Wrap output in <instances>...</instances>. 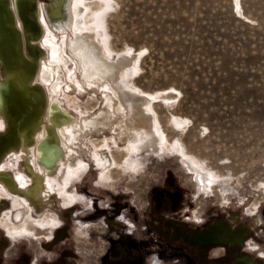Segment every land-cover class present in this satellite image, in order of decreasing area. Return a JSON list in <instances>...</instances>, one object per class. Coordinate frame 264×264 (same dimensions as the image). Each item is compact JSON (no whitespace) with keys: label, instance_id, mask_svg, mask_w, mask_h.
<instances>
[{"label":"rangeland","instance_id":"374dc122","mask_svg":"<svg viewBox=\"0 0 264 264\" xmlns=\"http://www.w3.org/2000/svg\"><path fill=\"white\" fill-rule=\"evenodd\" d=\"M103 3L106 7L94 17V24L98 22L97 32L106 38L108 57L136 60L135 73L123 81L130 89L176 96L167 103L157 101L166 107L167 112L157 110L167 139L170 130L178 135L168 143L180 144L196 166L215 177L200 190L194 171L172 149L148 148L136 155L137 166H118L113 155L120 148L111 140L104 169L93 155L102 157L96 142L111 134L94 133L82 142L84 152L76 148L66 166L48 177L46 209L31 208L0 183V264H20L24 257L29 264H233L235 257L264 264V0ZM30 16L36 21L37 36L24 46L26 56L45 51L39 43L44 15L40 9L38 16L34 12ZM15 20L19 29L21 22ZM48 33L60 46L63 79L59 93L50 96L51 103L56 100L73 118L93 116L101 109L103 90L84 82L83 88L77 86L82 77L65 44L72 31L48 27ZM65 34L70 35L64 38ZM40 56V62L48 61L46 53ZM172 108L182 119L180 127L172 122ZM48 115L49 110L44 123ZM4 129L0 117V132ZM35 142L7 152L0 169L26 179L21 153L31 149L34 154ZM79 161L85 169L63 187V173L67 177ZM71 186L76 199L67 203ZM176 195L181 200L171 210L169 196ZM217 219L229 228L244 224L247 238L234 247L189 252H156L153 247L158 232L169 241L175 232L191 234ZM137 242L139 247L134 248Z\"/></svg>","mask_w":264,"mask_h":264},{"label":"bare ground","instance_id":"6f19581e","mask_svg":"<svg viewBox=\"0 0 264 264\" xmlns=\"http://www.w3.org/2000/svg\"><path fill=\"white\" fill-rule=\"evenodd\" d=\"M103 1L107 3V0H68L65 8L63 5L61 6L64 1H59L61 12H64L65 9L67 11V22L62 21V19L48 22L44 17L45 19L42 21L44 23L43 27L45 26V28L42 27L43 35L41 34L42 37L39 43L45 51H34L32 56H26L24 54L26 51H24L23 55L21 53L20 56L17 55V65L12 63V51L10 47V44L16 46L17 38L9 28V23L5 18L6 12L4 5L0 3V60L5 65L6 78L18 81L21 85L18 89L19 94L16 96L18 99L17 104L20 107L17 106L14 112V117L17 118H12L15 122L16 129L25 121L20 111L22 113L24 109L29 110L30 105H32V102L30 104L27 101L28 91L32 92L35 102V106L34 103L32 106L33 117H36V114L40 112L39 109L43 107V103L40 102L42 92L46 98L44 113L40 119L37 120V117L32 121L35 124L31 130L29 129L30 132L25 134L28 132L27 128L25 127L26 129L24 128L20 131V127L19 132L13 134V136L20 134V141L27 142L29 146L31 141L37 142L34 154L31 149H27L26 152L24 151L25 154L21 153V159L24 161L23 163L27 173L25 176L26 179L22 176H19V178H14L13 175L6 176L3 169L0 170V182L9 192L20 195L28 206L32 205L31 208L36 209L39 207L41 210L46 209V202L43 197L47 196L48 191L46 186L48 177L53 178L57 175V168L65 165L67 161L69 162L73 158L74 153H77L76 148L79 149L80 153H82V150L84 152L82 142L94 133L103 136H106V132L111 134V136L105 137L100 142H96L102 152V157L93 155V157H96V163L104 169H106L104 165L107 163V155L104 152L105 150L111 149L107 143L108 140H111L117 145V148H120L118 155H113L115 163L117 162L118 166H131L133 164V167L137 166V162L135 161L136 155L147 151L148 148L153 151L172 149L181 155L185 162L188 163L189 168L191 167L194 171L196 183L200 190H206L215 177L211 171H202V169L196 166L197 162L191 158L190 154H186L180 144L168 143L173 138H177L178 135L173 130H170L169 134L172 136L169 140L167 139V134L160 125V113L157 110L160 107L166 111V107L157 101L160 100L163 103H167L176 98V96L170 94V92L155 95L154 93H148L141 89H130L126 82L123 81L128 77V74L135 73L136 60L123 56L120 60L113 61L108 57V46L105 45L106 38L104 37L102 39L99 36L97 29L100 25H98V22L97 25L94 24L96 23L94 22V17L97 15L99 17L106 7ZM28 3L27 0H22L23 8L29 9ZM35 5L33 11L29 9V16L32 12L37 13L38 16L40 9L42 13L44 12V8L40 3H36ZM237 6L239 11H241L238 3ZM12 10L16 16L17 13L13 6ZM57 10L59 11V9ZM55 12L56 10L54 14ZM30 26V28H25L26 30L23 29V32L30 39H34L37 36L35 26L33 24H30ZM48 27L56 28L61 33L66 32V30L72 31V36L65 34L63 37L67 38L69 36L68 40L65 41L70 52V55L67 54L73 59L82 77L81 83L77 84V86H82L85 83L89 87L102 88V106L93 116H88L83 119H78V117L73 118L66 110L60 108L56 100L51 103L53 99L50 96L59 93L63 79L59 68L60 66L58 65L60 62L62 63L60 57L61 51L59 52L60 46L58 47L56 45V37L48 33ZM43 53H46L48 60L46 62L48 65L44 64L46 63L44 60L39 61V56ZM54 64L58 66L56 69L54 68L56 66L53 67ZM9 91L7 90L6 92L12 99L13 95ZM6 92L3 94L0 91V108L3 114L6 112V100L4 98ZM48 103L51 104L49 105ZM47 110H49L48 121L44 123L43 120H45L44 117L46 118ZM170 111L171 115H173L172 122L175 126L180 127L182 125V119L175 115L173 108ZM28 113L30 112L27 111L25 115H28ZM8 115L12 117L10 112H8ZM167 121L168 119L166 117ZM186 130L189 131V128ZM179 133L182 135L184 131ZM9 143H16V139L10 140L7 144ZM92 143L95 144L94 142ZM11 146L13 147L14 145L7 147L12 148ZM52 169H54L53 172ZM82 169H85V167L82 161H79L76 170H70L67 177L63 173V187L65 185L67 186L70 180L78 176L79 170ZM103 177L101 176V178ZM66 193L69 196L67 203L76 199V192L72 186L69 187ZM29 217H32V215L29 214ZM218 232L216 228L209 229L207 232L204 231V233L198 236L199 243H207L208 241L218 242V239L217 241L215 239ZM81 233H84V231ZM244 234L241 230L231 232L227 229L226 233L222 235L221 241L236 243L244 238ZM250 264H252L251 261Z\"/></svg>","mask_w":264,"mask_h":264},{"label":"water","instance_id":"95a60500","mask_svg":"<svg viewBox=\"0 0 264 264\" xmlns=\"http://www.w3.org/2000/svg\"><path fill=\"white\" fill-rule=\"evenodd\" d=\"M59 1H62V0H42L41 1V5L44 8L43 14H44V17L46 18V21L49 22L51 20L57 21L59 19H62V21L67 22V19H68L67 18V11L65 9L64 10L65 13L61 12L60 7L63 5L65 8L67 6L68 0H63L64 2L61 4V6L59 4ZM27 2H29L28 3L29 9H31V11H33L34 5L36 3H38V0H27ZM0 3H2L4 5V9L6 12L5 18H6L7 22L9 23V28L15 34V37L17 38L16 39V46L14 44H10L11 51H12V54H11L12 63L17 65V61H18V60L16 61L17 55L20 56V53L23 55L24 46L26 45L27 42H29L28 40H30V38L26 35V33L23 32V29L26 30L25 28H30L31 27L30 24L34 25V23L36 21L32 17L29 16V13H28L29 9L28 8L25 9V7L23 8L22 0H0ZM12 6L14 7L15 12L17 13L16 14L17 18L21 22V27L19 26V29H17V27H16V25H18V24L15 20L16 16L13 13ZM55 8L59 9V11ZM55 10H56V12L54 14ZM38 30H39V28H38ZM39 34H40V30H39ZM22 36L24 38V41L22 39ZM18 50H19V52H18ZM0 67L2 70V76H3V79L0 81V91H2V93L4 94V92H6L7 90L8 91L10 90L9 93L11 95H13V97L11 99L8 96V93L7 92L5 93L4 98L6 100V112L4 114H3L2 109L0 108V117L4 120V123H5L4 132H0V160H1V158L10 150L16 149V148L20 147L21 145H24V146L29 145L27 142H23V140L20 141V134H17L14 136H13V134H16L17 132H19L20 127H21L20 131H22L25 127L27 128L28 132H26L25 134L30 132L33 125L35 124V123L33 124L32 121L37 117H38L37 120L40 119L42 114L44 113V109H45V105H46V98H45L44 93L42 92L41 96H40V100H41L40 102L43 103V107L41 109H39L40 112L36 114V117H33L32 106H33V103L35 106V102L33 99L32 92L28 91L27 101L30 104L32 102V105H30L29 110L24 109L22 113L20 111V114L23 116V119L25 121L23 122V124L21 126H19L16 129L15 122L12 120V118L13 119L17 118V117H14V112L18 106V104H17L18 99L16 96L19 94L18 89L21 85L18 81H13L11 79L6 78L5 65L1 60H0ZM24 67H26V66H24ZM19 68H21V67H19ZM23 72H24V70H23ZM18 107H20V106H18ZM27 111H29L30 113H28V115L27 114L25 115V113H27ZM8 112H10V114H12V117H11V115L10 116L8 115ZM20 114H19V116H20ZM13 139H16V143L7 144L10 140H13ZM30 143H32V141ZM10 145H14L13 148L7 147ZM4 174L6 176H11L8 172H5ZM6 178L8 179V177H6ZM263 221H264V209H263Z\"/></svg>","mask_w":264,"mask_h":264},{"label":"flooded vegetation","instance_id":"af4514ba","mask_svg":"<svg viewBox=\"0 0 264 264\" xmlns=\"http://www.w3.org/2000/svg\"><path fill=\"white\" fill-rule=\"evenodd\" d=\"M0 185H2V184H0ZM4 190L6 191L5 188H4ZM158 193H160V197L162 198L163 194L161 192H158ZM19 196L20 195H18V197ZM169 198L171 199V201H170L171 208H172L171 210L177 209L178 205H179V202L181 200L180 197L178 195H176V196H169ZM224 223L225 222L222 221L221 219H217L216 221H214L211 224L202 225L199 229H196L191 234L184 233V232H181V233L175 232L169 238V241L166 240V238L159 236V232H158L157 239L156 238H155L156 240L154 239L155 243L153 242L154 243L153 247H155L157 249L156 252L170 253V252H189L190 250L205 249L207 247L217 246V245L218 246L230 245V246H233V247L236 246V245H241V243L247 238V234H244V238L241 241L236 242V243H231L229 241L223 242V241H221V237H222V235H224V233H226L227 229H229V231H231V232L232 231L238 232L239 230H241L242 232L245 233L246 232V228H245L244 224H241L242 225L241 227L233 228L232 226H230V228H229ZM148 228L151 229V227L149 225H148ZM212 228L213 229L216 228L219 231L218 235L216 234V236H215V239H216V241L218 239V242H210V241H208L207 243L200 244L199 241H198V236L201 233H204V231L207 232L209 229L211 230ZM177 229H179V228H177ZM162 235H163V233H162ZM147 244H149V242L145 244L146 247L144 249H147ZM152 244H150V245H152ZM137 247H139V243L138 242L134 243V248H137ZM131 250H133V249H131ZM236 258L237 257H235V259H233V261H232V262H234L233 264H250V261H251L252 264H255L254 259H251L249 257H246L245 260L243 259L245 257H238L237 260H236ZM191 263H192V261H191ZM20 264H29V259L27 257L22 258Z\"/></svg>","mask_w":264,"mask_h":264}]
</instances>
